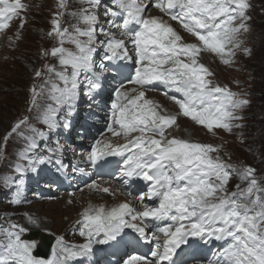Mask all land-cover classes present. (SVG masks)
<instances>
[{"label":"snow or ice","instance_id":"snow-or-ice-1","mask_svg":"<svg viewBox=\"0 0 264 264\" xmlns=\"http://www.w3.org/2000/svg\"><path fill=\"white\" fill-rule=\"evenodd\" d=\"M80 3L86 6L68 12V0H58L47 35L58 41L59 46L53 47L50 55L57 58L60 67L47 65L42 70H33L34 76L43 81L38 86L39 93L36 87L31 89L32 104L37 108L34 119L37 123L42 121L49 130L60 127L57 108L66 105L68 115L71 114L82 75L88 80V73L99 77L108 71L121 75L131 72L127 82L137 87L123 91L121 83L114 91L106 128L126 142L113 145L108 140L97 139L86 159L94 166L107 157H123L125 177L148 184L139 199L143 201L147 196L158 204L144 205L142 211L128 203L111 210L90 207L83 213L79 230L86 243L79 251H69L63 246L54 248L48 260L33 255L37 241L22 239L29 229L12 223L4 231L6 239L0 245L3 248L0 264H62V260L90 252L93 243L114 242L113 247L125 243L127 237L122 233L126 228L137 234L140 241L153 244V250L152 259L131 255L124 264H176L177 250L182 246L191 247L190 238L192 243L226 241L216 264H264V185L256 179V170L251 166L237 169L225 163L220 155L223 144L213 146L182 140L168 131L180 116L202 126L213 136L218 130L235 135L237 129L245 128L243 113L250 100L238 98L227 88L215 85L207 78L212 73L198 62V57L201 52H209L228 65L235 62L237 52L252 55L253 49L243 39L251 32L250 0H110L102 13L107 27H97L102 0H80ZM153 8L162 15L152 16ZM27 10L22 0H0V34L11 27L13 20H18L14 37L17 42L22 40L28 22ZM65 15L77 20L71 32L63 27ZM164 17L176 21L195 42L184 43L183 37ZM80 22L86 27L80 28ZM101 35L105 39H98ZM65 43L75 45L78 52L66 49ZM94 45L103 46L99 63L95 60ZM118 61H126L132 67L126 68L124 64H117ZM69 66L72 71L66 75ZM154 84L164 86L163 94L178 107L175 114L146 99V93L155 90ZM98 87V82L89 80L86 94ZM45 88L56 107L37 105L36 97ZM62 126L67 129L70 123ZM25 128L33 133L30 141L25 136ZM238 135L243 137L244 133L241 131ZM13 136L25 140L16 158L28 161L35 172L37 164L46 162L38 156L41 145L36 142L37 137L43 138V132L27 119L15 122L0 142V159L7 158V144ZM24 171L16 164L10 165V172L0 175V187L16 188L17 203L21 202L18 177ZM73 171L84 169L73 168ZM233 175L247 186L241 188L237 184L238 191L229 193L227 185ZM86 186L98 188L96 183ZM102 191L109 193L110 189L104 187ZM26 220L30 226L40 227L31 215L26 214ZM148 221L169 223L160 226ZM150 228L153 230L149 231ZM58 244L63 245L62 238Z\"/></svg>","mask_w":264,"mask_h":264},{"label":"rangeland","instance_id":"rangeland-1","mask_svg":"<svg viewBox=\"0 0 264 264\" xmlns=\"http://www.w3.org/2000/svg\"><path fill=\"white\" fill-rule=\"evenodd\" d=\"M27 2L29 4L27 5L28 10L26 12L28 22L23 30L22 40L17 42L14 37V33L18 30V20H14L11 27L7 30L6 35L0 38L2 48L0 52V142L16 120H20L18 118L21 114L27 111L26 100L29 96L28 92L40 81V79L34 76L33 70H42L48 63L55 65L57 68L60 67L58 60L50 57L51 46L58 44V41L55 38L52 42L50 37L48 38L45 28V23L47 24V21H51L52 19L49 10L56 9L58 0H28ZM69 2L72 3V6L68 9V12L78 11L82 6H86L81 5L80 0H68ZM250 3L252 5V9L249 12L252 16V20L250 21L251 32L243 37V39L247 41V46L253 49L252 55L249 57L241 52H237L234 63L225 65L223 62H220L217 63V67L220 71L223 67H230L236 64V62H239L244 65V70L248 68L253 75L255 74L254 82L256 91L253 97L254 104L249 108L250 116L247 120L249 124L245 129L247 143L243 148L230 147L228 152L235 160L237 152L238 157L247 163L260 158L262 166L264 167V0H250ZM100 9H103V4H101ZM63 19V25H68L69 27L73 23H77V20L71 15H65ZM68 26L63 27L69 28ZM71 31L72 29L70 28ZM69 48L75 49V45L69 43ZM45 52L48 53L47 56L44 55ZM44 60H48L46 65L44 64ZM219 71L212 73L210 80L215 85L220 86L230 76V73L221 72L220 76L224 78L222 79L218 75ZM67 74L70 75L71 72L68 70ZM246 80L248 81V79ZM243 85L244 83L237 84V86ZM79 97L76 96L73 100L72 104L74 106H76V101ZM166 110L168 113L173 114V111ZM182 121L183 119L178 117L177 124L173 126L179 133L183 129L180 125ZM70 126H72L71 123ZM185 128L188 131L191 127L185 125ZM206 134L209 133L204 129L203 135L194 137H200L199 139L204 138L205 141L210 140ZM222 134L223 132L218 130L216 136L222 137ZM8 153H10V148L8 149ZM220 155L222 158V154ZM4 173L5 171L1 165L0 175ZM255 177L264 185L263 177ZM237 184H240L241 188L247 186L246 183H241L238 176L233 175L228 184V189L232 192L238 191ZM25 190L26 187H21L20 193ZM32 207H37L35 211L41 213V216L49 218L47 220V223H49L47 227L52 228L56 232L65 231L67 223L70 221V218H75L74 215L77 211L76 206V208H67L64 201L53 202V204L44 202L43 204H34ZM24 210L16 204V190H10L9 187H6L4 197L0 198V222H6L8 218L17 220L19 214ZM60 211L63 212L62 220L56 217L57 212ZM71 221L73 222L74 220Z\"/></svg>","mask_w":264,"mask_h":264},{"label":"bare ground","instance_id":"bare-ground-1","mask_svg":"<svg viewBox=\"0 0 264 264\" xmlns=\"http://www.w3.org/2000/svg\"><path fill=\"white\" fill-rule=\"evenodd\" d=\"M133 27H136V26H133ZM64 213H65V212H64ZM62 214H63L62 211L57 212V216H56V217H58L57 219L62 220ZM37 238L40 239V240L42 241V242H41V244H42V243H43V238H42V236H38Z\"/></svg>","mask_w":264,"mask_h":264},{"label":"trees","instance_id":"trees-1","mask_svg":"<svg viewBox=\"0 0 264 264\" xmlns=\"http://www.w3.org/2000/svg\"><path fill=\"white\" fill-rule=\"evenodd\" d=\"M258 71V70H257ZM262 71V70H261ZM258 72H260V71H258ZM264 100V99H263Z\"/></svg>","mask_w":264,"mask_h":264}]
</instances>
